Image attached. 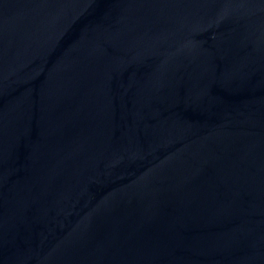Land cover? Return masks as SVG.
<instances>
[{
    "label": "water",
    "instance_id": "water-1",
    "mask_svg": "<svg viewBox=\"0 0 264 264\" xmlns=\"http://www.w3.org/2000/svg\"><path fill=\"white\" fill-rule=\"evenodd\" d=\"M0 264H264V0H0Z\"/></svg>",
    "mask_w": 264,
    "mask_h": 264
}]
</instances>
